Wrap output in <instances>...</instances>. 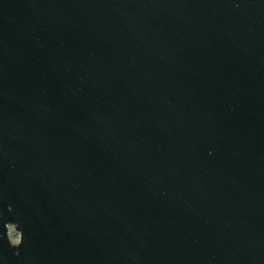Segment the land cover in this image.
Segmentation results:
<instances>
[{"label": "water", "instance_id": "1", "mask_svg": "<svg viewBox=\"0 0 264 264\" xmlns=\"http://www.w3.org/2000/svg\"><path fill=\"white\" fill-rule=\"evenodd\" d=\"M0 219V264H264V0H0Z\"/></svg>", "mask_w": 264, "mask_h": 264}, {"label": "clouds", "instance_id": "2", "mask_svg": "<svg viewBox=\"0 0 264 264\" xmlns=\"http://www.w3.org/2000/svg\"><path fill=\"white\" fill-rule=\"evenodd\" d=\"M10 207V206H9ZM0 225L4 228V235L7 239L9 246L16 250V254H19V250L24 243V231L19 226L18 221L2 220L0 219Z\"/></svg>", "mask_w": 264, "mask_h": 264}]
</instances>
